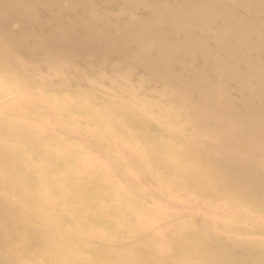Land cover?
Masks as SVG:
<instances>
[{
  "label": "rangeland",
  "instance_id": "374dc122",
  "mask_svg": "<svg viewBox=\"0 0 264 264\" xmlns=\"http://www.w3.org/2000/svg\"><path fill=\"white\" fill-rule=\"evenodd\" d=\"M26 44L32 55L35 43ZM54 53L48 46L53 61H25L0 37V264H210L221 250L214 237L264 240V198L208 194L215 166L197 172L202 155L183 152L180 137L196 132L158 124L162 114L147 117L130 98L156 100L139 71L111 76L91 54L74 63L73 50ZM99 73L109 76L92 82ZM113 207L117 222L97 214ZM259 244L254 255L264 259Z\"/></svg>",
  "mask_w": 264,
  "mask_h": 264
},
{
  "label": "bare ground",
  "instance_id": "6f19581e",
  "mask_svg": "<svg viewBox=\"0 0 264 264\" xmlns=\"http://www.w3.org/2000/svg\"><path fill=\"white\" fill-rule=\"evenodd\" d=\"M16 23L24 34H14ZM0 37L25 61H53L44 59L49 46L57 59L73 50L74 63L91 54L96 65L109 64L111 76L139 71L156 100L130 98L140 100L147 117L162 114L158 124L196 132L180 137L189 144L183 152L202 155L193 164L197 172L215 166L207 172L213 180L208 194L236 204L264 198V0H0ZM210 128L219 132H205ZM59 183L61 196L67 194V181ZM240 189L254 194L240 197ZM118 210L99 208L97 214L117 222ZM243 238L214 237L221 250L209 263L264 264L254 255L264 240ZM238 251L244 256L232 257Z\"/></svg>",
  "mask_w": 264,
  "mask_h": 264
}]
</instances>
